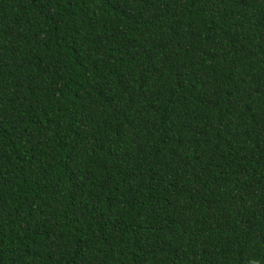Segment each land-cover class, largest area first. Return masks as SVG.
Returning <instances> with one entry per match:
<instances>
[{
  "label": "trees",
  "instance_id": "1",
  "mask_svg": "<svg viewBox=\"0 0 264 264\" xmlns=\"http://www.w3.org/2000/svg\"><path fill=\"white\" fill-rule=\"evenodd\" d=\"M0 264H264V0H0Z\"/></svg>",
  "mask_w": 264,
  "mask_h": 264
}]
</instances>
